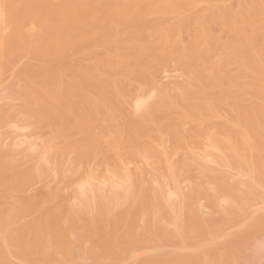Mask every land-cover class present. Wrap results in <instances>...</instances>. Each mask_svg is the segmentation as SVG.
Masks as SVG:
<instances>
[{"label":"bare ground","instance_id":"1","mask_svg":"<svg viewBox=\"0 0 264 264\" xmlns=\"http://www.w3.org/2000/svg\"><path fill=\"white\" fill-rule=\"evenodd\" d=\"M80 260L264 264V0H0V264Z\"/></svg>","mask_w":264,"mask_h":264},{"label":"rangeland","instance_id":"2","mask_svg":"<svg viewBox=\"0 0 264 264\" xmlns=\"http://www.w3.org/2000/svg\"><path fill=\"white\" fill-rule=\"evenodd\" d=\"M178 75H179V71H177V70H172V71H169V72H167V73H164V75H163V78H161L162 79V81L164 80L165 82L167 81H174L175 79H177V77H178ZM1 96H3V99H2V101L4 102H2L3 104H10V105H14V103L15 102H13L12 100H9V98H7L6 96H4V94H2ZM28 132L26 131V130H23V129H20V128H17L15 131H13V132H11V134H10V136H11V138H10V140L11 141H19L20 139H23L25 136L27 137V134ZM25 137V138H26ZM52 185H53V183H51ZM51 184H49V185H51ZM56 183H54V185H55ZM61 184V183H60ZM59 184V185H60ZM51 185V186H52ZM58 185V186H59ZM62 185H64V184H62ZM37 186V185H36ZM39 186V185H38ZM37 186V187H38ZM58 186H56L55 185V187H58ZM54 187V186H53ZM59 187H61V186H59ZM62 188V187H61ZM68 195H70L69 193H68ZM71 196V195H70ZM69 196V197H70ZM259 206H256L255 207V209L256 208H258ZM136 254L137 255H139V256H144L145 254H146V250L145 249H142V250H138L137 252H136ZM80 261H82V260H80ZM80 261H79V263H80ZM78 263V264H79ZM80 264H88L87 263V261L85 262V261H82ZM90 264H91V262H90Z\"/></svg>","mask_w":264,"mask_h":264}]
</instances>
